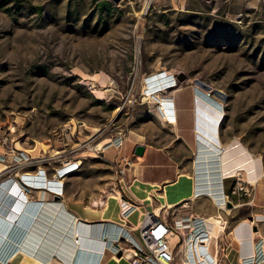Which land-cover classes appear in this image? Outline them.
Wrapping results in <instances>:
<instances>
[{
	"label": "rangeland",
	"instance_id": "rangeland-1",
	"mask_svg": "<svg viewBox=\"0 0 264 264\" xmlns=\"http://www.w3.org/2000/svg\"><path fill=\"white\" fill-rule=\"evenodd\" d=\"M164 71L183 86L176 93L183 136L175 140V120L165 122L155 99L142 89L149 75ZM196 88L224 111L222 142L227 147L239 142L264 169V0H0V136L34 157L40 142L49 150L38 156L65 150L70 159L81 160L71 176L116 179L114 163L122 154L106 143L92 151L87 143L118 130L126 135L124 145L139 134L147 144L171 146L183 172L191 173ZM107 149L117 151L114 158L110 151L105 153L110 160L105 158ZM239 172L247 195L230 194L232 205L243 198L248 204L256 192L248 173ZM121 183L130 195V185L122 178ZM187 186V180L167 186L166 199L178 198V187ZM212 204L198 197L182 203L181 210L210 209L217 216L201 217L219 225L223 214H229V224L237 218L230 217L232 207L218 210ZM176 207L159 215L173 223ZM175 250L174 264H182L185 249Z\"/></svg>",
	"mask_w": 264,
	"mask_h": 264
},
{
	"label": "crops",
	"instance_id": "crops-1",
	"mask_svg": "<svg viewBox=\"0 0 264 264\" xmlns=\"http://www.w3.org/2000/svg\"><path fill=\"white\" fill-rule=\"evenodd\" d=\"M181 88L183 86L169 92L170 95L172 94L171 98L176 111L175 126L171 125L172 132L176 133L173 140L183 136L179 133L181 103L176 100V93ZM167 106L169 107V104ZM234 143V146H231L230 158L225 161L224 166H221L223 192L229 193L231 186L229 178H232L238 170L247 172L249 180H254L253 185H256V192L248 198L251 204H249L250 202L246 204L243 201L244 198L238 199L239 202L233 203V206L230 203L229 207H232L229 209L232 211L230 217L237 216L232 223L229 224V214L221 216L220 230L223 223L226 228L222 233H219L220 230L218 231L217 236L219 235V237L216 236V240L213 242L215 244L213 255L218 264H241L242 260L254 256L259 240L264 245V184H260V180L264 177V169L254 155L246 152L239 142ZM138 144L144 145V152L140 156L134 155L135 146ZM108 151L113 153V158L117 154V151L107 149L104 155ZM119 153L133 157L134 160L133 165L124 172L122 177H117V180L101 181L99 177L80 178L68 174L64 178V192L61 196H53L40 190L33 192L37 200H43L36 209L25 204L17 212L19 210L17 206L11 204L15 199L10 201L11 205H8V199L16 198L18 195L15 187L12 188L14 197L5 195L4 201H2L3 195H1L0 214L4 219L3 222L7 228H12V224L16 226L14 230L20 233V238L17 239L15 234L13 238V240L16 238L15 242H12L18 247H24L23 250L19 249L7 264H72L75 258H77L76 264H130L124 257H118L112 253L109 241L105 245L106 233L114 230L115 226L113 225H118L122 221L130 222L135 227L143 211H152L160 204L155 193L152 192L153 190L150 193L151 202H147L141 196L142 188H144L143 183L157 184L159 187L156 191L161 192L169 185L177 184L178 186V177L185 172H183L184 165H182L181 157L176 156V152L171 146L147 144L139 134L128 136L127 142L119 150ZM105 158L110 160L106 155ZM230 161H233L234 166H231L232 162ZM3 167L4 164L0 162V170ZM121 178L125 184L136 187L141 192L137 196L126 194ZM226 180H228L227 188ZM190 183L188 181V186L183 191H180L178 187V198L167 200L166 194L162 197L165 201L176 203L188 196ZM115 187L127 203H133L139 207V210L135 208L134 211L130 212L125 220L121 216V202L116 206V209L114 207L112 216H105L104 202L107 195L104 194L105 190L107 188L114 190ZM186 201L188 203L190 200L186 199ZM178 205L181 207H176ZM178 205L168 207L165 210L176 207L177 209L174 210L175 220L207 215L217 216L215 211L210 209L204 211L202 208L197 209V207L194 212L188 214L189 212L181 210L186 206H182L181 203ZM28 206L30 213L26 212L28 214L24 215L28 217V220H24L21 224L19 220H21ZM5 207H8V210ZM159 216L161 217V215ZM169 224L174 226L175 222L169 221ZM210 225L212 227V224ZM73 237L79 238L77 245L73 243ZM259 264H264V262Z\"/></svg>",
	"mask_w": 264,
	"mask_h": 264
},
{
	"label": "built area",
	"instance_id": "built-area-1",
	"mask_svg": "<svg viewBox=\"0 0 264 264\" xmlns=\"http://www.w3.org/2000/svg\"><path fill=\"white\" fill-rule=\"evenodd\" d=\"M161 74L163 76L159 78L163 77L161 83L164 84L160 90L166 92L176 89L174 88L177 85L176 79L172 75ZM222 118L223 115L220 117L219 122ZM174 119H176V111L174 104H172L170 116L165 122L170 124V120ZM125 140V133L122 130H118L103 145L105 147L112 146L119 151L123 147ZM13 146L12 140L6 134L0 136V161L4 164V167L0 170V189L16 188L18 195L16 198H9L8 205H16L19 209L17 212L26 203L36 209L37 205L43 202V200H37L34 197L33 192L35 190L48 192L53 196H61L64 192V178L68 174L78 171L81 167V160L78 158L70 159L68 154H64L66 153L63 152L65 150L61 151L63 154H55L57 155L55 157H53L54 155L33 157L22 150V148L16 149ZM99 149L95 151L100 152ZM133 162L131 158L121 155L114 163L118 177H122L124 172L133 165ZM52 164L56 165L53 166ZM239 174L240 172H237L232 176L234 183L229 189V194L225 193L227 200L223 203L224 206L230 203V194L239 195V193H243L247 195L248 189ZM53 185L56 186L53 187ZM249 185L252 186L251 184ZM5 195H3L2 201H4ZM10 201H12L11 204ZM120 202L122 204L121 216L125 220V217L135 210L136 205L127 203L123 197ZM5 208L8 210V207ZM2 210H4L3 207ZM2 220L4 219L0 218V222ZM174 222L175 225L172 226L164 217L162 218L155 215L152 211L145 210L140 214V219L135 227L126 221L113 225L115 229L108 234L106 233L104 243L106 245L109 241L112 253L117 256V253L120 252V257H124L130 264H174L178 252L175 250L177 246H183L185 250H189L192 243L193 246H196L197 242L204 243L210 237L209 235H198V230L201 228L205 230L206 227L208 231L211 230V227L208 226L209 224L202 218L188 217L187 219L174 220ZM204 223H206V227L203 226ZM12 226L15 225L12 224ZM225 228L226 225L223 223L219 233L224 232ZM173 233L177 235V240L171 244L170 236ZM17 252L18 246L12 244L11 241L0 246V264H7L12 258H9V256L12 254L14 256ZM189 259V257L185 256L182 264L189 262ZM262 262H264V245L259 240L256 244L254 256L242 260L241 264H259ZM216 263L218 264L217 260Z\"/></svg>",
	"mask_w": 264,
	"mask_h": 264
},
{
	"label": "bare ground",
	"instance_id": "bare-ground-1",
	"mask_svg": "<svg viewBox=\"0 0 264 264\" xmlns=\"http://www.w3.org/2000/svg\"><path fill=\"white\" fill-rule=\"evenodd\" d=\"M162 73H164L166 76H170L169 72L164 71ZM161 76L163 75L160 72H156L149 75L145 79L142 89L143 90L147 89V93H145L146 95L145 97L155 99V101L158 104L160 115L162 114L161 117L164 120H167L168 117L170 116V111L173 104L171 98L172 94L171 95L164 94L165 92L160 90L164 84L161 83L163 77L159 78ZM174 88L176 89H172V91L179 89L180 86L177 84ZM194 97H195L194 122H195L196 142H195V149L193 151V160L191 163V174L184 173V174H180L178 177V182L182 180H187L191 182L189 186L190 192L188 196L180 199V201L178 200V202L175 203L173 201L164 200L162 195L166 194L167 192L165 189H162L161 192L156 191V189L159 187L157 184L143 183L144 188H142V192L140 189L133 186H129L128 188L130 195L137 196L141 192L142 193L141 196H143L145 200H150L151 199L150 193L152 190H155L156 198L160 201V204L157 207H155L152 212H154V214L157 216H159V214H161L162 211H165L168 207L175 206L180 203L187 204V202H185L186 199L190 201H194L198 197H207L213 202V204L217 207L218 210L225 209L223 203L226 202L227 195L223 192V187H222L223 174L221 173V166H224L225 161L228 159V158L226 160L224 159V154L228 152L230 153V149L232 150V147H227L222 142L220 137V125L222 123L223 118L221 119L220 122L219 119L220 117H222V115L224 116V111L220 112V107H218L220 105L216 103L214 100H212L209 97L208 93H206L203 89L201 90L199 88H196V94H194ZM167 104H169L170 106L168 107ZM119 110L120 109H116L115 113L119 112ZM174 120H170V121H174ZM108 141L109 139H105L104 141L92 145L88 142L87 146L88 149L95 151L101 148L103 144ZM48 147L49 146L46 143L40 142L39 145L36 146V148H34V150L39 153L38 155H41V153L47 152ZM57 153H61V151L53 152V154H57ZM229 156H231V154H229ZM239 171L240 170H238L237 172ZM250 182H252L253 185L254 180H250ZM55 186L56 185H53V187ZM13 192L14 191L12 190V188L0 189V196L6 194L14 197ZM121 197H122L121 193L118 189L106 195L104 202L105 216H112V214L114 213V207L116 209V206L122 200ZM26 205L29 204L26 203ZM29 206L27 209H25L26 211L21 217V220H19L21 224H23L24 220H28V217L24 215L28 214L26 212L30 213L31 206L30 208ZM136 209L139 210V207L136 206ZM0 218L2 219L1 214H0ZM198 218H202L206 223L209 224L208 225L209 227L211 226L210 224H212L210 231L207 230L206 223H204L203 225L206 227L205 230H203V228L198 230L199 231L198 235L201 236L209 235L210 239H208L204 243L197 242L196 246H193L192 243L189 250L184 251L185 252L184 257L186 256L190 258L189 262H185V264H217L215 256L213 255L214 254L213 248L215 245L213 242H215L217 233L220 230V225H219L220 221L210 220L209 217L204 218L200 216ZM4 224L5 223L2 220V222H0V246H3L7 241L12 242L16 238L17 239L20 238V233L15 232V230L11 231V228H7L6 224L5 226ZM15 234H16V238L13 240ZM174 239L177 240V235L175 233H173L170 236V242ZM203 239H205V237H203ZM72 241L74 244L77 245L79 238L73 237ZM76 245L75 247H77ZM19 249L23 250L24 247L19 246L18 250Z\"/></svg>",
	"mask_w": 264,
	"mask_h": 264
},
{
	"label": "water",
	"instance_id": "water-1",
	"mask_svg": "<svg viewBox=\"0 0 264 264\" xmlns=\"http://www.w3.org/2000/svg\"><path fill=\"white\" fill-rule=\"evenodd\" d=\"M114 2H118L119 0H113ZM178 80H183L184 79V75H179L178 77ZM143 152H144V145L143 144H138V145H136L135 146V149H134V155H136V156H140V155H142L143 154ZM228 206H230V203H228L227 204ZM12 230H14V226H12V228H11V231ZM10 231V232H11ZM8 233V232H7ZM120 255H121V253L120 252H118L117 253V256L118 257H120Z\"/></svg>",
	"mask_w": 264,
	"mask_h": 264
}]
</instances>
